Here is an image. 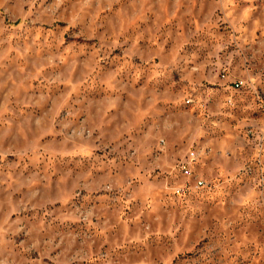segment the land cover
Masks as SVG:
<instances>
[{"label": "rangeland", "instance_id": "rangeland-1", "mask_svg": "<svg viewBox=\"0 0 264 264\" xmlns=\"http://www.w3.org/2000/svg\"><path fill=\"white\" fill-rule=\"evenodd\" d=\"M0 264H264V0H0Z\"/></svg>", "mask_w": 264, "mask_h": 264}, {"label": "built area", "instance_id": "built-area-1", "mask_svg": "<svg viewBox=\"0 0 264 264\" xmlns=\"http://www.w3.org/2000/svg\"><path fill=\"white\" fill-rule=\"evenodd\" d=\"M195 159H196V156H195V153L193 152V154L190 156V159L183 165V169L185 170L187 174H188V165L193 164Z\"/></svg>", "mask_w": 264, "mask_h": 264}, {"label": "bare ground", "instance_id": "bare-ground-1", "mask_svg": "<svg viewBox=\"0 0 264 264\" xmlns=\"http://www.w3.org/2000/svg\"><path fill=\"white\" fill-rule=\"evenodd\" d=\"M193 164H189L188 165V174H190L191 173V166H192Z\"/></svg>", "mask_w": 264, "mask_h": 264}]
</instances>
